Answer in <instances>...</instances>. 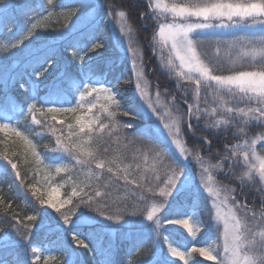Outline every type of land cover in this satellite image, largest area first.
I'll use <instances>...</instances> for the list:
<instances>
[{"label":"snow or ice","instance_id":"obj_1","mask_svg":"<svg viewBox=\"0 0 264 264\" xmlns=\"http://www.w3.org/2000/svg\"><path fill=\"white\" fill-rule=\"evenodd\" d=\"M46 3L48 7L21 0L0 2V30L6 36V43L0 44V60L31 43L38 26L53 15L49 8L60 7L65 20L76 15V9L64 10L54 0ZM16 14L24 23L14 31L7 25ZM101 14L118 29V40L133 70L125 84L134 79L139 111L123 107L119 80L99 79L91 69L76 78L65 74L59 85L53 83L40 95V85L57 67L55 53L28 50L27 67L17 81L25 99L17 103L7 94L0 96V185L7 182L9 191L16 189L20 197L21 162L28 164L47 194L45 198L40 188L29 185L32 197L41 209L58 214L61 226L78 227L82 216L87 221L100 217L109 225L128 223L126 217H143L142 222H150L147 226L157 236L153 248L159 242L162 221L182 226L193 239L201 227L214 224L217 228L212 243L187 250H181L185 245L173 246L166 237L169 258L156 264H264V0H146L145 11L138 18L154 21V27L151 37L145 39L160 70L175 78L183 106L175 93L165 98L159 85L154 96L150 93L143 44L130 22L129 10L117 8L113 0L106 10L100 6L97 15ZM218 29L247 34L233 32V39L223 40L214 31ZM69 47L73 55L79 53L83 69L89 53L106 45L90 34ZM238 66L251 70H235ZM10 67L3 68V73ZM226 70L228 74H217ZM141 115L153 122L138 128L132 121ZM119 116L131 119L120 120ZM253 128L258 131L250 135ZM189 134L196 139L191 146ZM221 136L223 147L214 150L213 143ZM45 137L51 139L40 151L38 141ZM229 137L235 142H226ZM193 162L198 169L195 177L188 171ZM219 177L224 181L218 183ZM193 182L208 194L207 223L187 212L176 213L184 217L179 219L158 215L165 202L170 205ZM65 184L72 190L61 199ZM114 192L121 194L114 196ZM249 193L253 194L250 202ZM157 198H161L159 202ZM23 200L29 203L27 196ZM4 204L0 196V207ZM67 205L71 208L65 210ZM10 207L11 201L3 207L11 230L6 233L4 250L10 242L29 245L27 233L34 228L31 222L38 219L37 214H30L22 222L18 213L8 215ZM32 207L35 213L40 211ZM81 208L96 215L85 216ZM72 239L77 247L90 249L76 233ZM133 250L140 252L135 244ZM63 251V264H75L72 252ZM31 252L30 264H40L36 254L48 250L32 246ZM197 253L203 260L195 258ZM55 259L48 252L43 264ZM0 264L6 261L0 260ZM16 264L28 262L17 259Z\"/></svg>","mask_w":264,"mask_h":264},{"label":"trees","instance_id":"obj_2","mask_svg":"<svg viewBox=\"0 0 264 264\" xmlns=\"http://www.w3.org/2000/svg\"><path fill=\"white\" fill-rule=\"evenodd\" d=\"M0 2H2V0H0ZM21 3L28 5L43 4L45 7H48L46 0H21ZM54 3L57 5L63 4L64 9H76V13L84 12L87 8H93L95 13H97L101 5H103L106 10L107 5L113 3V0H54ZM115 6L117 8L124 7L130 12V22L138 31L139 39L143 44L146 67L145 72H150L147 77H149L151 80L150 85L152 89H157V85H159V91L162 94H166L165 98H170L174 93L177 94L178 103L181 104L183 101L180 100L179 97L182 95V92L177 90L175 78L170 79L166 71L160 70L159 61L157 57L153 55L151 48L145 39L146 37H151L154 21L138 18L139 12L145 11L144 3L140 0H115ZM53 9L58 10L61 8L55 7ZM65 22L66 21L51 23V25L53 28L64 27ZM22 23H24L23 17L20 14H16L14 18L9 20L7 26L15 31L21 26ZM143 24L146 26H143ZM240 33L243 34L244 31L235 34L238 36H243ZM90 34H94L98 40L103 41L106 45L105 50L101 52L102 55H100L98 59H103L104 57L108 56H125L124 54H120L115 49L113 30L109 28L108 25L97 24L89 29L78 30L69 35V37L63 41L60 48H64L65 53L70 52L72 57L69 55L68 57H65L64 52H62L58 47H47L46 45H48V41L50 39H53V35L46 31L40 35L39 38L33 39L31 41L32 45L30 47L27 46L15 50L11 55H8L3 60H0V96L7 94L10 99L17 103L25 99L17 81L20 80V74L23 73L24 69L27 67L26 58L28 50L35 51L37 49H43L48 51L49 55L55 53L54 59L57 62V67L51 74H49L48 80L40 85V95H44L53 83L59 85L61 83V77L65 76V74H67L68 77H78L82 71H87L88 69H91L97 78L111 83H115L117 80H119L121 83L122 80L129 79L130 62L124 57L119 61L122 66L117 67L106 65L104 60H99L91 63L92 65H88L87 62H84L83 69L81 68V63H79L77 60L78 53L77 55H73L72 49L69 47V45L77 40H84V38L88 37ZM220 38L223 40H231L233 39V35H221ZM0 41H6V36L3 34L2 30H0ZM118 42L121 46L119 40ZM211 51H214V49ZM0 55H3V53H0ZM115 62H117V60H115ZM11 64H14V66L12 67ZM9 65L11 67L9 68L8 73L4 74L2 69L8 67ZM126 66L129 67L127 72ZM235 70L251 69L247 68V66H238ZM118 72L119 74L115 75ZM217 74H228V71L226 70L224 73ZM9 76H11V79H8ZM24 79L27 80V77H24ZM5 80H7L6 85ZM127 94L129 97H126L123 100V107L134 112L139 111L134 94L131 92V90H129V92L127 91ZM209 100H211V97H209ZM203 106L204 105H202V107ZM208 106L210 107L211 105ZM118 118L120 120L131 119L130 117L125 116H119ZM141 118H143V115L138 116L132 122L138 121ZM145 123H147L146 120L137 123L136 126L138 128H144L147 126ZM202 124L203 121H201V126ZM36 131H39V129L37 128ZM256 131H258V129L253 128L249 134L251 135ZM50 139V137H45L44 139L38 141L40 151H44V145L48 144ZM223 139V136H221L217 141H214V150L223 147V144L220 142L223 141ZM187 140L190 146L196 142L195 137L190 135L187 137ZM226 142L232 143L235 141L229 137ZM205 155L207 154L205 153ZM21 163L23 187L20 189V197H17L16 189L9 191L7 182L6 184H2L0 195L5 200V207H7L6 204H8V201H11V207L8 209V215H11L13 212L18 213V218L22 222L24 221V217L27 215H38L37 221L31 222L34 224L33 230L30 233H27V235L30 236L31 243H38L40 245L41 250L49 249L54 252L53 255L56 259L55 261H51L49 264H63V250H70L72 252V259L75 261V264H105L106 261H111V264H129V261H131L132 264H156L157 261L162 260L152 257L154 255V249L151 245L152 234L151 232L146 231L148 229L145 226L126 227L130 229L129 234H127L128 230L123 227H120V229L118 228L115 233L110 234L100 227L96 222H93L89 226L82 225L73 227L71 230H69L66 226H61V222L57 216L56 218H54L53 215L47 216V211L40 209L38 203L33 199L30 193L26 194L29 201V203L26 204L23 200V197L25 196V190L29 185H37V178L29 169L30 165L24 164L23 162ZM223 181L224 178L221 177L220 182ZM252 197L253 194L249 193V202L252 200ZM129 204H131V201ZM209 204L210 203L207 194L200 190L190 188L184 193L178 194L175 198H173L171 200V204L167 206V210L170 211L171 216L176 215V213L179 212L190 213L191 210H197L201 215L203 222L207 223L209 219L205 216L208 213ZM32 205H34L36 209H40V213H35ZM3 207H0V260L6 261V264H16L17 259H21L30 264V261L33 258V253L29 250L26 251V245L23 243L10 242L7 250H4L2 247L4 241L6 240V233L11 231L9 227L10 221L4 218L6 214L3 211ZM84 213L88 214L87 211ZM167 230L169 229L165 230L164 235L168 238L169 242H171L174 246L185 245V247H183L181 250L189 248L193 242L198 245L204 244L209 239L208 236L212 232L210 231L211 226L204 228V231L195 241H193L181 232ZM73 233H76L78 238L84 239L85 242L90 245V249L77 247L72 239ZM140 241H143V243H140ZM134 244L140 248L139 253H136L133 250ZM41 256L42 254L40 253L39 257ZM39 261L41 264L42 259L40 258ZM203 264L207 263L203 261Z\"/></svg>","mask_w":264,"mask_h":264},{"label":"rangeland","instance_id":"obj_3","mask_svg":"<svg viewBox=\"0 0 264 264\" xmlns=\"http://www.w3.org/2000/svg\"><path fill=\"white\" fill-rule=\"evenodd\" d=\"M97 1H101V0H97ZM64 10H70V9L66 8ZM49 11L53 12V15L47 21H43L38 26V28H37V30L35 32V35L33 36L32 40L33 39H36V38H39L40 35H42L44 32L47 31L51 35H53L54 40L52 41V43L54 45H57L58 43H61L63 41V39H65V37H67L72 30L77 29V28H79V27H81L83 25H89V24H91L94 21H97L99 19V16L95 13V11H94L93 8H89V9L87 8L84 12L76 13V15L74 17H72L71 20H65L63 18V16L60 15L62 9L54 10V9L50 8ZM62 21H66L64 23V25L65 24H68L69 25V27L67 29H65L64 27L53 28L52 25H51V23H57V22H62ZM33 22H35V21H33ZM104 25H110L111 29L113 30V36L116 35V38L115 39L118 40V29L116 27H114V21L113 22H110V21L104 19ZM227 30L233 31L232 29H224V31H227ZM59 33H62V35H60ZM242 35H244V34H242ZM115 39H114V42L117 43ZM3 43H6V42L5 41L1 42V44H3ZM26 44L29 47L32 45V43H27V42H26ZM118 46H119V49H121L122 53L125 54L124 48L122 46H120L119 44H118ZM100 52H101V50H99L97 53H89V55H88V57L86 59L91 58V57H94L95 55L99 54ZM78 59H79V56H78ZM11 66L13 67L14 64H11ZM131 70H132V67H131ZM131 74H132V72H131ZM131 74L129 75V78H131ZM146 77H147V73H146ZM147 78L149 79V81L151 83L150 78L149 77H147ZM124 90H126V92L127 91L129 92V90H132L134 92L135 98H136V101H137V105H138V107L140 109V101H139L138 96H137V93L135 91V81H134V79H133V83H131V84H125V82H124ZM156 90L157 89H152V87L150 86V93L153 96L155 95ZM101 102H103V101H101ZM181 106H183V102L181 103ZM37 118H40L39 117V113H37ZM144 120H146L147 123H145V124H147V126H149L153 122L152 119H149L148 117L143 116V118H141L138 121H135L133 123H135V125H136L137 123H139L141 121H144ZM0 138H2V137H0ZM188 171H189V174L190 175H193L194 177L196 176V173L198 172V169H195L194 168V162H193V165H190L189 166ZM220 181H221V177L218 178L217 182L220 183ZM57 183H59V178L57 179ZM34 187L40 188V193H44V189H43V187L41 185H34ZM189 188H193V189L199 190L197 188V185H196L195 182L191 183L190 186H189ZM71 190H72L71 189V186L69 184H65V186L60 189V196H59V198H61V199L67 198V194L70 193ZM26 193H28V192L26 191ZM40 193H38V195ZM118 194H121V193H115V192L113 193L114 196L115 195H118ZM205 194H207V193H205ZM44 196H45V198H47V194L46 193H44ZM160 199L161 198H157V201L159 202ZM209 203H210V200H209ZM129 205H131V204H129ZM38 206L41 209V206L39 205V203H38ZM167 206H168V204L165 202V209H162L161 210V213H158V215H161L162 217L173 218V219L184 218V217H181L179 215H172L171 216L170 215V211L167 210ZM70 208H71V205H67L65 210H68ZM209 209H210V204H209ZM41 210L47 211V216L53 215L54 218H56V216H57V218H59V215L56 214V213H54L51 209H47V210L41 209ZM85 211H87L88 214L87 213H84ZM80 212L83 213L85 216H93V215H96L94 212L90 211L88 208H81L80 209ZM189 214L190 215H195L199 220L203 221L201 215L199 214V212L197 210H192V211H190ZM205 217H207L209 219V210H208V213L206 214ZM126 219L128 220V223H124V224H121V225H114V224L113 225H109V222L108 221H105V220H103L100 217H97L96 221H87L82 216L81 219H80V222H85V223H88V224H90V223L92 224L93 222H96L100 227H102L104 230H106L110 234L115 233L118 228L120 229V227L126 228V227L145 226L148 229L146 231L147 232H151V234H152L151 245L153 246V242L157 240V236H156L155 232L152 231V229L149 226H147L150 222H142L143 221V217H140V218H136V217H126ZM126 229L128 230L127 233H129L130 232V229H128V228H126ZM166 229L181 232V233L187 235L189 238L193 239L192 237H190L188 235L187 229H184L182 226H180V225H166L162 221V223H161V230H160L159 237H158L159 242L156 245V247L153 248L154 249V255L152 256L153 258H159V259H162V260L169 258L166 255V253H167V243L165 242L166 236L164 235V232H165ZM169 230H167V231H169ZM203 231H204V227H201V232L197 233V237ZM210 231H212L211 232L212 234H209V236H211V237L207 241V243L204 244L203 246H207L208 243H212L216 239V237L218 235V230L214 226V224H213V226H211V230ZM168 242H169V240H168ZM35 244L36 243H33V244L30 243L29 245H26L25 246V250L26 251L29 250L31 252V247L32 246H36ZM196 247H201V246H196ZM38 254L39 253L36 254L37 255V258H38ZM47 254L48 253H45L44 255H47ZM195 258L196 259H199V260H203V258L199 257V254L198 253L195 254ZM41 259L43 260V257H41ZM204 262L213 264L212 261H204ZM177 264H183V262L177 261Z\"/></svg>","mask_w":264,"mask_h":264}]
</instances>
